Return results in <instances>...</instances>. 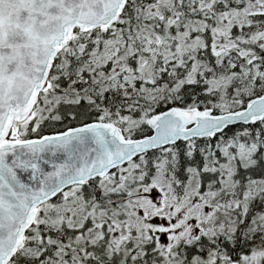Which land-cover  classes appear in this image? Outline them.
I'll list each match as a JSON object with an SVG mask.
<instances>
[{
	"label": "snow or ice",
	"instance_id": "1",
	"mask_svg": "<svg viewBox=\"0 0 264 264\" xmlns=\"http://www.w3.org/2000/svg\"><path fill=\"white\" fill-rule=\"evenodd\" d=\"M0 264H264V0H0Z\"/></svg>",
	"mask_w": 264,
	"mask_h": 264
}]
</instances>
